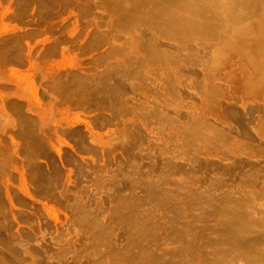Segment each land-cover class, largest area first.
Wrapping results in <instances>:
<instances>
[{
	"label": "rangeland",
	"instance_id": "rangeland-1",
	"mask_svg": "<svg viewBox=\"0 0 264 264\" xmlns=\"http://www.w3.org/2000/svg\"><path fill=\"white\" fill-rule=\"evenodd\" d=\"M139 1L0 0V264H264V0Z\"/></svg>",
	"mask_w": 264,
	"mask_h": 264
},
{
	"label": "bare ground",
	"instance_id": "bare-ground-1",
	"mask_svg": "<svg viewBox=\"0 0 264 264\" xmlns=\"http://www.w3.org/2000/svg\"><path fill=\"white\" fill-rule=\"evenodd\" d=\"M111 1H112V0H111ZM115 1H116V0H115ZM133 1H134V0H133ZM140 1H141V0H140ZM140 1H139V2H140ZM142 1H143V0H142ZM161 1H162V0H161ZM175 1H177V0H175ZM182 1H183V2L192 3V5L194 4L193 7H195V6L198 7V8L195 7V8H197L196 10H199V9L201 8L200 6L204 5L203 0H182ZM190 1H192V2H190ZM208 1H209V0H208ZM208 1H207V2H208ZM216 1H217V0H216ZM218 1H219V0H218ZM220 1H221V0H220ZM220 1H219V2H220ZM258 1H259V0H258ZM149 2H150V1H149ZM172 2H174V1L172 0ZM211 2H213V0H211ZM221 2H222V1H221ZM221 2H220V3H221ZM249 2H250V1H249ZM254 2H255V1H254ZM260 2H261V1H260ZM115 3H116V2H115ZM131 3H132V2H131ZM140 3H141V2H140ZM155 3H156V2H155ZM162 3H163V2H162ZM166 3H167V2H166ZM213 3H214V2H213ZM220 3H219V4H220ZM247 3H248V2H247ZM257 3H258V2H257ZM147 4H148V3H147ZM152 4H153V3H152ZM167 4H168V3H167ZM186 4H187V3H186ZM206 4H207V3H206ZM206 4H205V5H206ZM216 4H217V2H216ZM108 5H110V4H108ZM116 5H117V4H116ZM136 5H137V4H136ZM205 5H204V6H205ZM119 6H120V5H119ZM137 6H138V5H137ZM170 6H173V5H170ZM170 6H169V7H170ZM221 6H222V5H221ZM122 7H123V6H122ZM166 7H167V5H166ZM199 7H200V8H199ZM152 8H153V7H152ZM159 8H160V7H159ZM210 8H211V7H210ZM245 8H246V7H245ZM162 9H164V8H162ZM202 9H203V8H202ZM110 10H111V8H110ZM150 10H151V9H150ZM160 10H161V9H160ZM160 10H159V11H160ZM200 10H201V9H200ZM111 11H112V10H111ZM162 11H163V10H162ZM216 11H217V10H216ZM120 12H122V11H120ZM126 12H127V11H126ZM167 12H168V11H167ZM147 13H148V12H147ZM161 13H162V12H161ZM114 14H117V13L115 12ZM119 14H120V13H119ZM176 14H179V13H176ZM186 14H188V13H186ZM216 14H217V13H216ZM221 14H222V13H221ZM129 15H130V14H129ZM133 15H134V14H133ZM149 15H150V14H149ZM161 15H162V14H161ZM161 15H159V17H160ZM165 15H166V14H165ZM165 15H164V16H165ZM202 15H203V14H202ZM218 15H219V14H218ZM230 15H231V14H230ZM113 16H114V15H113ZM115 16H116V15H115ZM115 16H114V17H115ZM122 16H123V15H122ZM166 16H167V15H166ZM168 17H169V16H168ZM119 18H120V17H119ZM119 18H118V19H119ZM134 18H135V17H134ZM152 18H153V17H152ZM156 18H157V17H156ZM156 18H155V20H156ZM171 18H172V16H171ZM123 19H124V18H123ZM128 19H129V17H128ZM131 19H132V18H131ZM189 19H190V18H189ZM121 20H122V19H121ZM160 20H161V19H160ZM175 20H176V19H175ZM117 21H118V20H117ZM131 21H132V20H131ZM160 22H161V21H160ZM169 22H170V21H169ZM173 22L175 23L176 21H173ZM181 22H182V21H181ZM183 22H185V21H183ZM131 23H132V22H131ZM156 23H157V22H156ZM158 23H159V22H158ZM170 23H171V22H170ZM218 23H219V22H218ZM120 24H121V22H120ZM161 24H162V23H161ZM176 25H177V24H176ZM172 28H173V27H172ZM174 28H175V27H174ZM178 28H179V27H178ZM182 29H183V28H182ZM263 45H264V44H263ZM262 52H264V51L262 50ZM262 52H261V53H262ZM257 62H258V60H257ZM257 62H255L256 65H257V67L259 68V70H262V69L264 68V62H262V63H257ZM206 88H208V87H206ZM210 89H211V87H210ZM212 90H213V89H212ZM205 93H206V91H205ZM211 93H212V92H211ZM213 94H214V93H213ZM241 204H242V202H241ZM243 205H244V204H243ZM233 207H234V206H233ZM239 207H240V206H239ZM227 209H228V208H227ZM238 209H240V208H238ZM241 209H242V207H241ZM245 209H246V208H245ZM245 209H244V210H245ZM231 210H233V208H231ZM240 211H241V210H240ZM245 211H246V210H245ZM237 212H238V211H237ZM232 213H233V212H232ZM239 213H240V212H239ZM249 213H250V212H249ZM236 214H237V213H236ZM241 214H242V213H241ZM241 214H240V215H241ZM227 215H228V214H227ZM227 215H226V216H227ZM246 215H247V213H246ZM229 217H230V216H229ZM238 217H239V216H238ZM228 219H229V218H228ZM230 219H231V218H230ZM248 219H249V218H248ZM242 220H243V218H242ZM246 220H247V219H246ZM226 221H228V220H226ZM226 221H225V222H226ZM248 222H249V220H248ZM251 222H252V221H251ZM229 223H230V222H229ZM229 223H228V224H229ZM231 223H232V221H231ZM231 223H230V224H231ZM235 223H237V222H235ZM225 224H227V223H225ZM228 224H227V226H228ZM249 224H250V223H249ZM249 224H248V226H249ZM234 225H236V224H233V227H232V224H231V230H229V232L231 231L230 234H233V236H232V237H233V240H234V236L237 237V235H238V238H240V237H239V236H240V232H239L238 229H239L240 227H243L242 225H241V226H236V228H237V230H236V228H235ZM254 225H255V224H254ZM251 226H252V225H251ZM251 226H250V227H251ZM263 226H264V225H263ZM228 227H229V226H228ZM238 227H239V228H238ZM246 227H247V226H246ZM253 227H254V226H253ZM259 227H260V226H259ZM229 229H230V227H229ZM247 229H248V228H247ZM252 229H253V228H252ZM226 230H227V229H226ZM240 230H241V229H240ZM249 230H250V229H249ZM232 231H233V232H232ZM242 231H243V230H242ZM227 232H228V231H227ZM229 232H228V233H229ZM237 232H238L239 234H238ZM241 234H242V233H241ZM226 235H227V234H226ZM245 235H246V234H245ZM255 235H256V234H255ZM259 235H260V234H259ZM263 235H264V234H263ZM227 236H230V235L228 234ZM243 236H244V235H243ZM219 237H220V236H219ZM232 237H229V238H232ZM238 238H237V239H238ZM248 238L250 239V237H248ZM248 238H247V239H248ZM235 239H236V238H235ZM255 239H256V238H255ZM242 240H244V239H242ZM224 241H225V240H224ZM231 241H232V239H231ZM245 241H246V239H245ZM249 241H250V240H249ZM253 241H254V239H253ZM263 241H264V240H263ZM237 242H238V240L236 241V243H237ZM243 242H244V241H243ZM243 242H242V243H243ZM255 242H256V241H255ZM225 243H226V242H225ZM242 243H241V244H242ZM253 243H254V242H253ZM259 243H260V242H259ZM219 244H220V243H219ZM238 244H239V243H238ZM261 244H262V243H261ZM227 245H228V244H227ZM231 245H232V244H231ZM239 245H240V244H239ZM259 245H260V244H259ZM228 246H229V245H228ZM232 246H233V245H232ZM246 246H248V245H246ZM218 247H219V246H218ZM216 249H217V248H216ZM250 249H251V248H250ZM252 249H253V248H252ZM261 249H262V247H261ZM226 250H227V249H226ZM239 250H240V249H239ZM253 250H254V249H253ZM255 250H256V249H255ZM219 251H220V250H219ZM219 251H218V252H219ZM237 251H238V250H237ZM256 252H257V251H256ZM261 252L264 254L263 250H261ZM203 253H204V252H203ZM216 253H217V252H216ZM222 253H223V252H222ZM204 254H205V253H204ZM214 254H215V253H214ZM252 255H253V254H252ZM149 256H151V253H150ZM223 256H224V255H223ZM225 256H226V254H225ZM216 259H217V258H216ZM156 261H157V260H156ZM211 261H212V260H211ZM228 261H229V259H228ZM260 261H261V260H260ZM209 262H210V261H209ZM262 262H263V261H262ZM156 263H157V262H156ZM172 263H173V262H172ZM153 264H154V263H153ZM174 264H175V263H174Z\"/></svg>",
	"mask_w": 264,
	"mask_h": 264
}]
</instances>
